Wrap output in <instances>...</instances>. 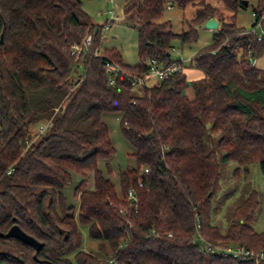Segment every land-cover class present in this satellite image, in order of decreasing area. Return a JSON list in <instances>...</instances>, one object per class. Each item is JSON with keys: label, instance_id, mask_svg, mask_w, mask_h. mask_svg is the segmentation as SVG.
Segmentation results:
<instances>
[{"label": "trees", "instance_id": "1", "mask_svg": "<svg viewBox=\"0 0 264 264\" xmlns=\"http://www.w3.org/2000/svg\"><path fill=\"white\" fill-rule=\"evenodd\" d=\"M84 1L0 0V232L17 224L42 243L36 251L0 236V264H264V231L253 226L257 190L235 201L225 232L212 218L222 162L238 164L235 177L252 162L264 174V67L252 65L264 52V39L236 23L237 10L249 4L125 0L124 19L138 33L139 63L130 65L116 48L101 50L104 26L83 9ZM170 2L197 5L188 30L175 33L162 20ZM253 13V28L261 20L264 29V0ZM210 18L219 23L212 44L185 66L203 73L190 83L193 98L186 94L184 69L144 84L140 95L132 93L126 74L108 84L107 61L140 74L150 58L168 65L174 40H197V28ZM87 34L92 44L73 54ZM96 49L100 56H94ZM80 64L85 73L78 83L72 69ZM105 112L120 116L135 149L136 164L120 171L119 189L99 168L101 159L116 152ZM50 119L48 130L27 147L34 126ZM106 168L112 172L110 163ZM74 172L82 176L75 188L77 215L63 192ZM79 224L98 242L96 252L83 249ZM198 233L213 246L239 245L263 258L201 250L193 242Z\"/></svg>", "mask_w": 264, "mask_h": 264}, {"label": "rangeland", "instance_id": "2", "mask_svg": "<svg viewBox=\"0 0 264 264\" xmlns=\"http://www.w3.org/2000/svg\"><path fill=\"white\" fill-rule=\"evenodd\" d=\"M125 0H85L83 2V9L92 17L93 21L97 25H103L102 31V43L101 50L105 48L111 49L116 48L119 50L123 56L124 61L130 65H137L139 63V57L137 52L138 46V33L137 30L130 26L124 19L123 5ZM248 7H240L237 10L236 23L239 27H242L246 32H251L254 34H261L263 28L257 27L256 31L253 30V7L257 6L258 0H247ZM169 6H166L164 11L163 19L164 21L171 22V28L175 33H181L182 31L188 30V21L191 20L195 14L197 5L193 3H188L186 6H179L176 3L170 2ZM217 5L227 14H232L233 11L227 8L223 3L217 2ZM113 9L115 13V21L112 24L106 26V16ZM111 15V13H110ZM198 38L197 40L181 44L179 39H175L174 49L171 51V58L173 61H182L183 69L188 64H190L191 59H193L203 48L208 47L212 44L213 35L215 30L206 28L204 25L199 26ZM257 66L264 67V52L257 58ZM85 73V67L74 66L72 69V75L78 77ZM193 74L191 72L187 73L188 81H191ZM157 82L156 78L149 79L146 82L147 86H151ZM191 85L186 89L189 94L191 90ZM143 86H134L132 88V93L135 95H140L143 93ZM120 116L105 112L102 114L103 121L108 125L110 131V137L112 143L116 149L114 155L108 159H101L99 161V168L103 173L109 177L119 189L120 171L126 170L129 166H134L136 161L132 156L135 152L134 147L125 137L122 131ZM36 124L34 128V137L38 134L39 126ZM107 163L112 166V172L108 173L106 168ZM222 164V179H221V189L212 201L213 208V222L220 227V229L225 232L229 225V212L234 206L235 201L242 195L248 194L251 190H257L260 195L259 208L256 212V218L253 226L258 231H264V174L261 172L259 163L252 162L247 168L248 172L241 173V177H235L233 175L234 168L238 164L234 161H230ZM89 186H93L94 177L93 173L89 174ZM82 176L74 172L72 174L71 182L65 187L64 195L68 205H74L77 209L79 206V199L75 196V188L78 186ZM79 228L83 234V249L89 252L97 251V241L91 239L88 233V227L79 224Z\"/></svg>", "mask_w": 264, "mask_h": 264}, {"label": "built area", "instance_id": "3", "mask_svg": "<svg viewBox=\"0 0 264 264\" xmlns=\"http://www.w3.org/2000/svg\"><path fill=\"white\" fill-rule=\"evenodd\" d=\"M111 1L113 2V0H111ZM110 13H111V15L108 17V19L106 21V26H108L109 24H112L116 18L114 13H113V9L110 10L109 14ZM253 17H254L253 21H256L257 17L255 15V13H253ZM257 27H261V20L258 21L256 27H254L253 30L256 31ZM256 36H257V39L259 41L263 40L264 39V29H263L261 34H256ZM92 41H93L92 34H87L86 37L84 38L83 44L77 45L74 47L73 54L79 55L82 52V50H87L89 48V46L92 44ZM101 54H102V52L98 49H96L94 52V56H100ZM256 64H257V58H253L252 59V65H256ZM81 65H83V64H80L79 66H81ZM105 70L108 73V84H110V85H114L116 83V78L120 74H126L127 77L129 78V81L131 82V84L133 86H143L144 84H146V82L149 79H152V78H156L157 82L164 81L169 76H171L173 73L180 71V70H183V65H182L181 60L173 61L172 63H170L168 65H164L158 59L150 58V60L148 61L147 71L140 74V73L126 72L119 63L109 60L105 64ZM83 78H84V74L79 75L76 79H78L77 81L79 83L82 81ZM75 86L73 88H75ZM57 110H58V108L56 109V111ZM51 123H52L51 119L46 121V122L41 123L39 125L37 136H35L32 139H28L26 141L27 147H29L33 143V141H35L41 134L45 133L48 130V128L51 126ZM10 172H11V170L8 171V173H10ZM148 172H149V169L146 168L145 173H148ZM140 186H142V183H140ZM128 197L134 198V194L132 191H129ZM193 242L198 243L200 245L201 250H206L209 252L231 254L235 258H240V259L250 258L256 262H259V260L261 258H263V253L256 252L255 250H250V249H247V248L239 246V245H235V246H231V245L230 246H221V245L213 246L212 244L208 243L207 240L200 233H198L194 237ZM113 261L114 260H111L109 263L113 264Z\"/></svg>", "mask_w": 264, "mask_h": 264}, {"label": "water", "instance_id": "4", "mask_svg": "<svg viewBox=\"0 0 264 264\" xmlns=\"http://www.w3.org/2000/svg\"><path fill=\"white\" fill-rule=\"evenodd\" d=\"M246 3L247 0H245ZM218 21L215 18H210L208 19L204 26L206 28H210V29H217L218 28ZM2 42V39H1ZM0 236H5V237H14V238H18L19 240L23 241L24 243L32 246L36 251H39L42 247V243L40 241H38L35 237H33L32 235L26 233L19 225L14 224L7 233H1L0 232ZM34 257L36 258V255H34Z\"/></svg>", "mask_w": 264, "mask_h": 264}, {"label": "crops", "instance_id": "5", "mask_svg": "<svg viewBox=\"0 0 264 264\" xmlns=\"http://www.w3.org/2000/svg\"><path fill=\"white\" fill-rule=\"evenodd\" d=\"M114 14H115V13H114ZM109 16H110V14L108 13L107 16H106V21H107V19H108ZM125 63H126V62H125ZM184 71H185L186 73L191 72V73L193 74V75H192L193 77H192L191 81H192V80H195V79H200V78L203 77V73H202L200 70L195 69V68H185V67H184ZM191 81H188V82H189V85H190ZM190 88H191L190 93L188 94V93L186 92V94H187L190 98H193V97H194V91H193V88H192V87H190Z\"/></svg>", "mask_w": 264, "mask_h": 264}]
</instances>
